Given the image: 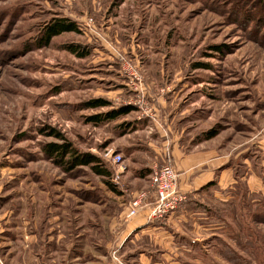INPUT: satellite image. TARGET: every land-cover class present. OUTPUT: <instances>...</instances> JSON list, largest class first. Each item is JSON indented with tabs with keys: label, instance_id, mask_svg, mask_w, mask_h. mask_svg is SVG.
Segmentation results:
<instances>
[{
	"label": "rangeland",
	"instance_id": "1",
	"mask_svg": "<svg viewBox=\"0 0 264 264\" xmlns=\"http://www.w3.org/2000/svg\"><path fill=\"white\" fill-rule=\"evenodd\" d=\"M59 18L78 32L37 48ZM108 74L168 90L187 138L230 156L258 191L241 180L205 194L170 251L114 257L130 200L112 181L105 129L87 120L106 107L85 106ZM52 130L111 176L47 160L45 145L61 143ZM0 264H264V0H0Z\"/></svg>",
	"mask_w": 264,
	"mask_h": 264
},
{
	"label": "crops",
	"instance_id": "2",
	"mask_svg": "<svg viewBox=\"0 0 264 264\" xmlns=\"http://www.w3.org/2000/svg\"><path fill=\"white\" fill-rule=\"evenodd\" d=\"M108 75V80L97 84L96 91L102 99L110 102V106L99 114L124 106L133 110L112 120L102 119L95 126L105 129L104 141L108 140L110 149L120 154L126 164L120 191L130 201L140 192L147 193V199L136 215L119 225L115 237L117 242L113 244L111 254L118 258H131L138 252L143 256L153 246H165L168 252L175 235L179 234L177 225L185 220V208L190 203L210 192L222 194L229 191L243 179L234 171L230 156L216 148L205 147V141H201L199 136L187 138V126L185 122L180 123L187 117H184V112L178 113L173 108L168 90L149 92L144 76L135 74L137 78L132 79L122 75L121 82H118L115 80L117 75ZM164 165L176 171L178 191L185 197V202L173 213L152 218L150 211L155 195L150 185V174L154 168ZM243 181L249 190L258 191L256 177L248 176Z\"/></svg>",
	"mask_w": 264,
	"mask_h": 264
},
{
	"label": "trees",
	"instance_id": "3",
	"mask_svg": "<svg viewBox=\"0 0 264 264\" xmlns=\"http://www.w3.org/2000/svg\"><path fill=\"white\" fill-rule=\"evenodd\" d=\"M78 28L75 23L59 18L53 19L49 24L45 25L42 30L39 32V37L36 41L37 48H46L50 45L51 41L64 33H77ZM70 53H73L77 58H85L88 56V51L85 47L79 46H67L65 47ZM82 50V51H80ZM89 109H97L109 107L110 102L98 98L90 101L85 105ZM133 110L130 106L120 107L116 110L108 111L106 114H96L89 117L88 122L94 124L100 122L102 119L112 120L118 118V116L128 114ZM216 134L215 131H210L204 134V138L211 139ZM51 137L61 141V143H48L45 145L43 152L47 160L53 162L57 167L69 172L73 171L79 167H91L94 170L95 174L98 176L110 177L111 174L106 170L100 169L99 159L89 155V154H80L72 146L63 139V137L57 133L55 130H52L50 133Z\"/></svg>",
	"mask_w": 264,
	"mask_h": 264
},
{
	"label": "built area",
	"instance_id": "4",
	"mask_svg": "<svg viewBox=\"0 0 264 264\" xmlns=\"http://www.w3.org/2000/svg\"><path fill=\"white\" fill-rule=\"evenodd\" d=\"M134 79L135 74L127 75ZM105 160L111 163L116 169L112 174V181L115 184L120 182L126 167L123 157L112 151L107 150L104 154ZM178 178L176 171L169 165L154 168L150 174V185L155 195V201L151 207L150 217L161 218L176 211L185 202V197L178 191ZM147 199L146 192H140L133 198L128 206L125 218L129 219L136 215L137 211L144 205Z\"/></svg>",
	"mask_w": 264,
	"mask_h": 264
}]
</instances>
